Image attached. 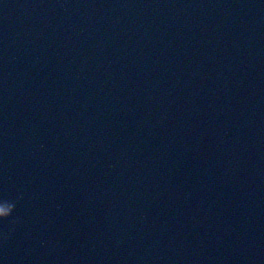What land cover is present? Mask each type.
Segmentation results:
<instances>
[{"label": "water", "instance_id": "water-1", "mask_svg": "<svg viewBox=\"0 0 264 264\" xmlns=\"http://www.w3.org/2000/svg\"><path fill=\"white\" fill-rule=\"evenodd\" d=\"M35 264H264V0H224L135 143Z\"/></svg>", "mask_w": 264, "mask_h": 264}]
</instances>
